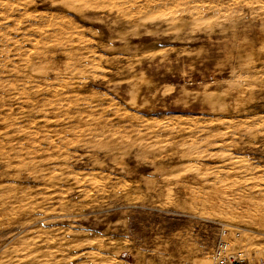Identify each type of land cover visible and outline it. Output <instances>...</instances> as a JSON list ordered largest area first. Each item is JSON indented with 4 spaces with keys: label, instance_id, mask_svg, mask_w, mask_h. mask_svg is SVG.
I'll list each match as a JSON object with an SVG mask.
<instances>
[{
    "label": "rangeland",
    "instance_id": "obj_1",
    "mask_svg": "<svg viewBox=\"0 0 264 264\" xmlns=\"http://www.w3.org/2000/svg\"><path fill=\"white\" fill-rule=\"evenodd\" d=\"M6 1L0 264L264 261V0Z\"/></svg>",
    "mask_w": 264,
    "mask_h": 264
},
{
    "label": "bare ground",
    "instance_id": "obj_2",
    "mask_svg": "<svg viewBox=\"0 0 264 264\" xmlns=\"http://www.w3.org/2000/svg\"><path fill=\"white\" fill-rule=\"evenodd\" d=\"M3 1V0H2ZM1 1V2H2ZM12 1V3H13V1H15L16 2V4H18V7H20L23 11H26V10H28L27 8L29 7V3H27V0H8V1H6L7 2V4H8V2H11ZM31 1V0H30ZM50 1V0H49ZM61 3L60 4H62L63 5V7H64V15H65V18H66V16L67 17H70V14H79V15H82V14H84L85 13V11L87 10V9H95V10H97V11H104L105 10V7H104V2H106L105 0H59ZM110 1H114V0H110ZM127 1V0H126ZM169 1H171V0H128V2H132L134 5H136L138 2H141V5L139 4V6H138V8H136L135 9V13H137L139 10V8H151V9H154V8H156L157 6H159V5H163V4H165V3H169ZM0 2V3H1ZM5 2V1H4ZM23 2H25V3H23ZM34 2V1H33ZM51 2V1H50ZM118 2H119V0H118ZM117 2V3H118ZM184 2V1H183ZM107 3V2H106ZM54 2H53V6H54ZM108 4H109V6H112V5H110V3L108 2ZM128 3H126L125 5H127ZM6 5V4H5ZM12 5H14V4H12ZM189 5V4H188ZM1 6H3V4L2 5H0V8L2 9V7ZM7 6V5H6ZM33 6V5H32ZM31 6V7H32ZM124 6V5H123ZM207 6V5H206ZM9 8H10V6H8ZM7 7V8H8ZM133 7V6H132ZM185 7V6H184ZM209 7V6H208ZM108 8V7H107ZM130 8H131V5H130ZM0 9V10H1ZM6 9V8H5ZM19 9V8H18ZM32 9V8H31ZM114 9V7L112 6L111 7V10H113ZM129 9V8H128ZM127 9V10H128ZM12 10H13V7H12ZM119 10V9H118ZM123 10V8L121 7V11ZM126 10V9H125ZM126 10V11H127ZM130 10H132V8L130 9ZM134 10V9H133ZM142 11V10H141ZM146 11H148V10H146ZM1 13H3L2 11H0ZM7 12H8V10H7ZM5 13V14H8V13ZM10 12H12V13H14L13 11H11L10 10ZM19 12H21V11H19ZM36 12V11H35ZM130 12H132V11H130ZM192 12V11H191ZM31 13V12H30ZM37 13V12H36ZM36 13L34 14V15H36ZM122 13V12H121ZM4 14V13H3ZM14 14H16V13H14ZM13 14V15H14ZM27 14V13H26ZM28 14H29V12H28ZM31 14H33V13H31ZM44 14V13H43ZM142 14H143V11H142ZM9 15V14H8ZM24 15V14H23ZM3 16H5V15H3ZM48 16V15H47ZM26 17H29L28 15L26 16ZM32 17H34V16H32ZM37 17V16H36ZM35 17V18H36ZM52 17V16H51ZM5 18V17H4ZM19 18V17H18ZM10 19V18H9ZM28 19V18H27ZM33 19V18H32ZM41 19H43V18H41ZM40 19V20H41ZM51 19V18H50ZM7 20V19H6ZM21 20V19H20ZM45 20V19H44ZM10 21H11V19H10ZM58 21V20H57ZM21 22V21H20ZM22 24V23H21ZM70 24V23H69ZM1 25H3V24H0V26ZM29 25H32V24H29ZM35 25V24H34ZM33 25V26H34ZM59 25V24H58ZM14 26V25H13ZM60 26H61V24H60ZM60 26H57L58 28H60ZM65 26V25H64ZM64 26H62V27H64ZM6 27V26H5ZM17 27V26H16ZM48 27V26H47ZM61 27V29H63ZM9 28V27H8ZM7 28V29H8ZM36 28V27H35ZM38 28V27H37ZM46 28V27H45ZM49 28H51V27H49ZM53 28H55L54 26H53ZM65 28V27H64ZM6 29V30H7ZM16 29V28H15ZM18 29V28H17ZM16 29V30H17ZM40 29V28H39ZM38 29V30H39ZM20 30V29H19ZM19 30H17V31H19ZM41 30V29H40ZM45 30V29H44ZM21 31V30H20ZM23 31V30H22ZM65 31V30H64ZM30 32V31H29ZM43 32V31H42ZM63 32V31H62ZM17 33V32H16ZM24 33V32H23ZM44 33V32H43ZM48 33V32H47ZM53 33V32H52ZM26 34V33H25ZM45 34V33H44ZM18 35V34H17ZM28 35V34H27ZM38 35V34H37ZM54 35V34H53ZM26 36V35H25ZM29 36H31V35H29ZM29 36H28V38H29ZM9 37H10V35H9ZM13 37V36H12ZM12 37H10V38H12ZM33 37H35V36H33ZM2 38V37H1ZM4 38V37H3ZM38 38V37H37ZM37 38H33V39H37ZM5 39V38H4ZM8 39V38H7ZM15 40H16V38H15ZM25 40V39H24ZM12 41H14V40H12ZM22 41V40H21ZM21 41H19V42H21ZM43 41V40H42ZM16 42V41H15ZM32 42H34L35 43V41H32ZM39 42V41H38ZM1 43V42H0ZM17 43V42H16ZM34 43H31V47H32V49L34 50V47H33V45L32 44H34ZM40 43V42H39ZM38 43V44H39ZM42 43V42H41ZM4 44V43H3ZM7 44H9V43H7ZM19 44V43H18ZM38 46V45H37ZM46 46H47V44H46ZM53 46V45H52ZM29 47V46H28ZM30 47V48H31ZM2 48V47H1ZM7 48V47H6ZM23 48V47H22ZM22 48H21V50H22ZM27 50H28V48L27 47H25ZM50 49V48H49ZM11 50V49H10ZM1 51H2V49H1ZM6 51V50H5ZM32 51V50H31ZM38 51V50H37ZM55 51V50H54ZM2 52H4V51H2ZM9 52V51H8ZM34 52V51H33ZM42 52V51H41ZM40 52V50H39V53H41ZM57 52V51H56ZM30 53V52H29ZM38 52H37V55H38V57L37 58H39V54ZM43 53V52H42ZM49 53V52H48ZM69 53V52H68ZM7 54H9V53H6L5 52V55H7ZM70 54V53H69ZM69 54H68V56H69ZM26 54L24 53V56H25ZM36 55V56H37ZM51 55V54H50ZM56 55H57V53H56ZM9 56V55H8ZM43 56V55H42ZM45 56V55H44ZM49 56V55H48ZM59 57V56H58ZM70 57V56H69ZM4 58V57H3ZM26 59H28V58H26ZM58 59H60V57L58 58ZM94 59V58H93ZM16 60V59H15ZM14 60V61H15ZM40 60H42V59H40ZM39 59H38V62L40 61ZM52 60H53V58H52ZM10 61V60H9ZM27 61V60H26ZM11 62V61H10ZM29 61H27V63H28ZM45 62H47V60H45ZM45 62H44V64H45ZM59 61H57L56 59H54V61L51 63V65L50 66H48L47 68H46V70H45V72H44V78L46 79L45 81L46 82H48V81H51V80H56L59 76H60V74H61V68H60V65H59V63H58ZM22 63H25V64H27L24 60L22 61ZM21 63V64H22ZM40 63H42V62H40ZM92 63V62H91ZM12 65H13V63H12ZM17 65V64H16ZM15 65V66H16ZM36 65H37V61H36ZM39 65V64H38ZM4 66V65H3ZM33 66V65H32ZM12 67V66H11ZM14 67V66H13ZM20 67V66H19ZM24 67V66H23ZM27 67V66H26ZM34 67V66H33ZM69 67V66H68ZM3 68V67H2ZM7 68V67H6ZM72 68V67H71ZM82 68V67H81ZM5 69V68H4ZM31 69V68H30ZM35 68H33V70H34ZM14 70V69H13ZM15 70H16V68H15ZM29 70V69H28ZM33 70H31V71H33ZM36 70V69H35ZM43 72V71H42ZM3 73V72H2ZM1 73V74H2ZM80 73V72H79ZM19 74V73H18ZM25 74V73H24ZM81 74V73H80ZM82 75V74H81ZM61 77V76H60ZM29 78V77H28ZM32 78V77H31ZM26 79V78H25ZM30 79V78H29ZM59 79V78H58ZM28 80V79H27ZM61 80V79H60ZM63 81V80H62ZM31 82V81H30ZM40 82V81H39ZM55 82H57V81H55ZM60 82V81H59ZM11 83H12V81H11ZM21 83V82H20ZM23 83V82H22ZM13 84V83H12ZM26 85H27V83H25ZM35 84V83H34ZM42 84V83H41ZM57 84V83H56ZM68 84V83H67ZM72 84V83H71ZM15 85V84H14ZM46 86V85H45ZM61 86V85H60ZM73 86V85H72ZM53 87H54V84H53ZM56 87V86H55ZM55 87H54V89H55ZM62 87V86H61ZM68 87V86H67ZM71 87V86H70ZM15 88V87H14ZM17 88V87H16ZM22 88V87H21ZM36 88H38V89H36V94L35 95H40V92H41V95L42 94H44V91L45 90H47V93H50V95L53 93V88L51 89L50 88V86L48 85V86H46L45 88H43L42 87V85H37L36 86ZM59 89V88H58ZM64 89V88H63ZM67 89V88H66ZM18 90V89H17ZM56 90V89H55ZM62 89L60 88V91H61ZM65 90V89H64ZM74 90V89H73ZM20 91V90H19ZM21 91H22V89H21ZM58 91V90H57ZM59 91V92H60ZM23 92V91H22ZM56 92V91H55ZM66 93L67 92H65V96H66ZM75 93H73V95H74ZM23 95V94H22ZM27 94H25V95H23V96H26ZM34 95V94H33ZM34 95V96H35ZM55 94H52L51 96L53 97ZM17 96V95H16ZM61 96V95H60ZM82 96V95H81ZM27 97V96H26ZM40 97V96H39ZM46 97V96H45ZM67 97H68V95H67ZM78 97V96H77ZM42 98H44V97H42ZM46 99H50V97H48V98H46ZM66 99H68V98H66ZM28 100V99H27ZM32 100V101H31ZM30 101H31V103L33 102V99H31ZM43 100V99H42ZM41 100V101H42ZM53 100V99H52ZM78 100H80V99H78ZM40 101V100H39ZM44 101V100H43ZM42 101V102H43ZM45 101H47V100H45ZM67 101V100H66ZM73 101H74V99H73ZM81 101H83V100H81ZM70 102V101H69ZM79 102V101H78ZM33 103H35V102H33ZM47 103V102H46ZM51 103V102H50ZM85 104V103H84ZM31 105V104H30ZM33 105V104H32ZM51 105V104H50ZM62 105V104H61ZM53 106V105H52ZM67 106V105H66ZM65 106V107H66ZM71 106V105H70ZM64 107V106H63ZM76 107H77V105H76ZM49 108H51V107H49ZM67 108V107H66ZM40 109H41V107H40ZM89 109V108H88ZM76 110V109H75ZM77 111H78V109H77ZM91 111V110H90ZM46 110H45V112L43 111V113H45L46 114ZM80 112V111H79ZM78 112V113H79ZM83 112V111H82ZM53 113V112H52ZM67 113V112H66ZM66 113H64V114H66ZM78 113H76V114H78ZM49 114V113H48ZM87 114V113H86ZM67 115H68V113H67ZM79 115H80V113H79ZM81 115H82V113H81ZM80 115V116H81ZM84 115H85V112H84ZM88 115V114H87ZM59 116V115H58ZM48 117H49V115H48ZM57 117V116H56ZM92 117V116H91ZM63 118V117H62ZM88 118V117H87ZM96 118V117H95ZM45 119H46V117H45ZM49 119V118H48ZM53 119V118H52ZM64 120V119H63ZM77 120V119H76ZM89 120V119H88ZM48 121V120H47ZM67 121V120H66ZM97 120H95V122H96ZM52 124V123H51ZM59 124V123H58ZM75 124H77V123H75ZM99 124V123H98ZM71 125V124H70ZM78 125V124H77ZM102 125H104V124H102ZM101 125V126H102ZM88 126V125H87ZM90 127L92 126V125H89ZM72 127V126H71ZM81 127V126H80ZM94 127V129H96V127L95 126H93ZM93 127H92V129H93ZM103 127V126H102ZM45 128V127H44ZM78 128V127H77ZM88 128V127H87ZM104 128H106V126L104 127ZM70 129V128H69ZM33 130V129H32ZM59 130H61V129H59ZM63 130V129H62ZM102 130H103V128H102ZM70 131V130H69ZM77 131V130H76ZM80 131H82V129L80 130ZM97 132H98V130H97ZM100 132H101V130H100ZM48 133V132H47ZM79 133V132H78ZM102 134V133H101ZM60 135H62L61 133H60ZM64 135V134H63ZM50 139V138H49ZM245 163V162H244ZM247 163V162H246ZM245 163V164H246ZM184 164V163H183ZM190 167V166H189ZM188 167V168H189ZM195 168V167H194ZM249 168V167H248ZM189 169H191V168H189ZM194 171V170H193ZM199 172V171H198ZM207 181V180H206ZM209 182H210V180H209ZM212 182V181H211ZM204 183V182H203ZM206 185V184H205ZM214 185V184H213ZM211 186V185H210ZM221 187V186H220ZM213 188V187H212ZM257 188V187H256ZM31 189V188H30ZM60 192V191H59ZM201 192V191H200ZM213 192V191H212ZM243 192V191H242ZM260 192V191H259ZM261 192H262V190H261ZM216 193V192H215ZM234 193V192H233ZM248 193H249V191H248ZM21 194V193H20ZM222 195V194H221ZM252 195V194H251ZM229 196V195H228ZM206 197V196H205ZM218 197L219 198H221L219 195H218ZM225 197V196H224ZM203 198V197H202ZM238 198V197H237ZM204 199V198H203ZM213 199V198H212ZM225 199H227V198H225ZM197 200V199H196ZM218 200V199H217ZM256 200V199H255ZM198 201V200H197ZM210 201V200H209ZM221 201H222V199H221ZM263 201V200H262ZM252 202H254V201H252ZM252 202L250 203V205L252 204ZM257 202V201H256ZM260 202V201H259ZM225 203H227V202H225ZM261 203V202H260ZM254 204V203H253ZM252 204V205H253ZM203 205H205V204H203ZM215 205V204H214ZM235 205V204H234ZM258 205V204H257ZM261 206H262V204H260ZM217 206V205H216ZM254 206V205H253ZM218 207V206H217ZM255 207V206H254ZM257 207V206H256ZM264 207V206H263ZM204 208V207H203ZM251 208V207H250ZM250 208L249 207H247L246 208V210L247 211H249L250 210ZM257 208H259V206L257 207ZM243 209V208H242ZM253 210V209H252ZM256 210V209H255ZM261 210V209H260ZM223 212H224V209L222 210ZM246 211V212H247ZM219 211H217V213H218ZM246 212H245V214H246ZM215 213H216V211H215ZM254 213V212H253ZM252 213V214H253ZM244 214V213H243ZM247 214H250V213H247ZM254 214H256V212L254 213ZM239 215V214H238ZM242 215V214H241ZM222 216V215H221ZM227 216V215H226ZM250 216V215H249ZM225 217V216H224ZM251 222V221H250ZM261 223V222H260ZM262 224V223H261ZM263 225V224H262ZM261 225V226H262ZM260 226V225H259ZM260 229V228H259ZM264 229V228H263ZM235 236V235H234ZM236 239V238H235ZM42 244V243H41ZM231 245V244H230ZM43 264H45V263H43Z\"/></svg>",
    "mask_w": 264,
    "mask_h": 264
},
{
    "label": "built area",
    "instance_id": "obj_3",
    "mask_svg": "<svg viewBox=\"0 0 264 264\" xmlns=\"http://www.w3.org/2000/svg\"><path fill=\"white\" fill-rule=\"evenodd\" d=\"M217 264H264V261H249L247 259L229 256L225 252L224 245L221 244L218 248Z\"/></svg>",
    "mask_w": 264,
    "mask_h": 264
}]
</instances>
